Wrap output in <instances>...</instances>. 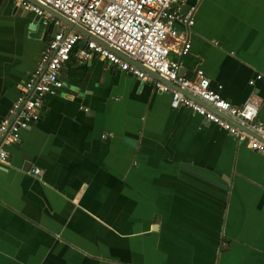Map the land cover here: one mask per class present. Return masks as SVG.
<instances>
[{
	"label": "crops",
	"instance_id": "obj_1",
	"mask_svg": "<svg viewBox=\"0 0 264 264\" xmlns=\"http://www.w3.org/2000/svg\"><path fill=\"white\" fill-rule=\"evenodd\" d=\"M192 3L189 50L170 58L234 105L257 100L264 121V0ZM54 31L0 1V121ZM59 77L4 145L0 264H264V153L95 55Z\"/></svg>",
	"mask_w": 264,
	"mask_h": 264
},
{
	"label": "built area",
	"instance_id": "obj_2",
	"mask_svg": "<svg viewBox=\"0 0 264 264\" xmlns=\"http://www.w3.org/2000/svg\"><path fill=\"white\" fill-rule=\"evenodd\" d=\"M13 1L39 15L43 24L51 22L55 31L46 41L37 66L21 84L13 115L0 121V166L8 156L4 145L18 142L20 130L40 117L44 97L63 87L60 68L73 54L80 61L95 55L150 82L156 90L169 93L172 107H188L238 142L264 153V121L257 119V100L250 98L234 105L220 95L221 84L211 86L202 68H196L191 78L181 73L180 60L170 58V53L180 57L189 50L188 31L194 24L196 4L182 8L186 0ZM43 7L80 26L87 35L65 29L62 21ZM34 172L39 169L34 168Z\"/></svg>",
	"mask_w": 264,
	"mask_h": 264
},
{
	"label": "water",
	"instance_id": "obj_3",
	"mask_svg": "<svg viewBox=\"0 0 264 264\" xmlns=\"http://www.w3.org/2000/svg\"><path fill=\"white\" fill-rule=\"evenodd\" d=\"M1 1V0H0ZM33 1V0H31ZM46 9H48L47 7H44ZM53 11V10H52ZM56 13V12H55ZM58 14V13H57ZM59 16H61L60 14H58ZM63 18L64 21L68 22L71 24V27L78 30L79 32L83 33V34H86L87 35V32L81 28L80 26L76 25V24H73L72 22H70L69 20H67L65 17L61 16ZM90 58V57H89ZM153 76H155L156 78H158V76H156L154 73L152 74ZM252 80V79H251ZM143 83V81H141ZM253 82H254V79H253ZM253 84V83H252Z\"/></svg>",
	"mask_w": 264,
	"mask_h": 264
}]
</instances>
